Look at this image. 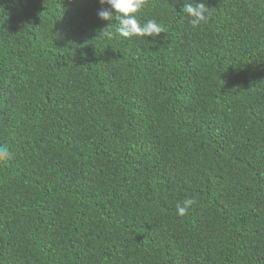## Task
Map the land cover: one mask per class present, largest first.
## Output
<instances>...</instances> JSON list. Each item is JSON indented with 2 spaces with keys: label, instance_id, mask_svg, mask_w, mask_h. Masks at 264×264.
Wrapping results in <instances>:
<instances>
[{
  "label": "trees",
  "instance_id": "16d2710c",
  "mask_svg": "<svg viewBox=\"0 0 264 264\" xmlns=\"http://www.w3.org/2000/svg\"><path fill=\"white\" fill-rule=\"evenodd\" d=\"M203 2L0 0V264H264V0Z\"/></svg>",
  "mask_w": 264,
  "mask_h": 264
},
{
  "label": "clouds",
  "instance_id": "9594fccd",
  "mask_svg": "<svg viewBox=\"0 0 264 264\" xmlns=\"http://www.w3.org/2000/svg\"><path fill=\"white\" fill-rule=\"evenodd\" d=\"M179 3L180 0H177ZM101 6L97 11V16L108 24L115 19L118 27L113 31H104L103 35L111 40L115 34L123 38L132 37H156L165 32L163 25L154 19H148L141 23L139 16L142 9L147 6V0H98ZM182 12L190 17L189 24L193 29L198 28L202 22L207 23L209 19V8L200 0H183ZM11 159V153L6 145H0V165ZM196 203L194 197L185 199L182 204H177V215L184 216L192 205Z\"/></svg>",
  "mask_w": 264,
  "mask_h": 264
}]
</instances>
